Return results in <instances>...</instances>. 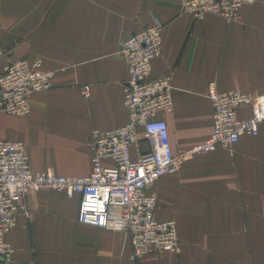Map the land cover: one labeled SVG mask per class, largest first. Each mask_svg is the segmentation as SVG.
Here are the masks:
<instances>
[{
  "label": "crops",
  "instance_id": "0c3cea01",
  "mask_svg": "<svg viewBox=\"0 0 264 264\" xmlns=\"http://www.w3.org/2000/svg\"><path fill=\"white\" fill-rule=\"evenodd\" d=\"M155 20L162 51L150 78L171 76L172 109L158 117L174 153L211 132L209 82L218 91L264 93V0L234 21H195L180 12L179 0H0V74L19 59H39L41 70L54 73L52 87L32 96L27 116L0 112V140L23 142L33 171L87 176L92 130L128 120L120 44ZM237 114L246 118L250 108ZM138 146L148 149L142 140ZM150 191L156 219L176 224L178 254L132 259L123 233L77 222L79 195L41 189L26 194L27 213L5 237L11 264H264V123L256 136L194 154Z\"/></svg>",
  "mask_w": 264,
  "mask_h": 264
},
{
  "label": "built area",
  "instance_id": "2783aa9c",
  "mask_svg": "<svg viewBox=\"0 0 264 264\" xmlns=\"http://www.w3.org/2000/svg\"><path fill=\"white\" fill-rule=\"evenodd\" d=\"M254 2L179 0V8L195 21L208 16L234 21L240 18L243 7ZM162 28L155 20L121 42L119 56L128 73L123 84L128 120L112 130H92L91 172L87 176L67 177L51 171H33L23 142L0 140V264L12 263L14 249L5 237L16 227L18 216L27 213L26 194L41 189L62 192L69 199L79 195L77 222L123 233L132 247V259L154 252H180L175 222L155 217L157 198L150 191L151 186L178 171L194 154L227 147L243 136H256L264 123V93L218 91L216 84L209 82L211 132L204 142L174 153L167 124L158 117L160 112L172 109L171 76L150 78L152 61L162 51ZM40 64L39 59H19L3 67L1 113L27 116L32 96L52 87L54 73L41 70ZM81 92L87 98L89 87L83 86ZM242 107L250 108L246 118L238 117L237 111ZM140 140L148 145L147 151L140 150ZM133 149L137 153L135 159L131 155Z\"/></svg>",
  "mask_w": 264,
  "mask_h": 264
}]
</instances>
